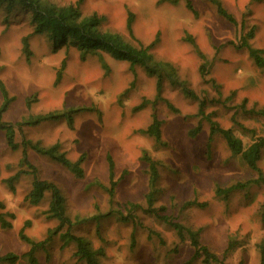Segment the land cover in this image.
Masks as SVG:
<instances>
[{"label": "rangeland", "instance_id": "obj_1", "mask_svg": "<svg viewBox=\"0 0 264 264\" xmlns=\"http://www.w3.org/2000/svg\"><path fill=\"white\" fill-rule=\"evenodd\" d=\"M42 1L59 8L75 7L82 19H96L102 33L119 35L134 47H147L156 41L151 50L154 58L170 64L197 98L185 95L166 79L162 99L157 100V80L144 68L131 69L128 62L101 52L103 64L97 56H82L71 44L55 48L47 36L34 33L30 14L19 6L9 9L0 4V79L14 98L3 115L4 123L16 127L31 115L94 109L78 115L73 128L65 120L23 128L26 140L44 147L58 143L72 162L85 156V176L77 179L51 158L29 149L27 158L39 179L57 186L71 220L112 209H122L129 216L128 203L140 207L129 222L110 217L99 226H75L73 234L86 239L95 250L104 249L103 264H202L201 260H192L194 250L188 241L180 243L169 226L147 214L149 179L147 165L141 160L146 152L158 162L162 192L155 209L164 207L165 215L199 230L201 243L221 259L234 240L235 250L226 256L225 264H261L264 186H251L228 197L216 196L217 188L246 183L257 174L239 156L232 155L220 135L210 137L209 120L200 115V103L205 104V116L221 128L233 130L245 147L264 138V117L259 114L264 108V69L255 65L246 49H237L255 27L249 44L264 50V0L253 4L252 0H220L236 19V26L220 17L206 0ZM128 13L134 16L133 36L127 30ZM24 38L29 40V59L23 52ZM191 40L206 57L205 79L200 72L204 61ZM63 62L66 66L56 85ZM31 98L34 102L28 109L26 100ZM144 101L148 104L137 110ZM154 114L163 123L162 145L141 133ZM241 126L254 133L243 132ZM16 134V142L21 145L22 137ZM108 155L115 165V180H119L113 208L105 191L109 187ZM21 159L22 149L11 151L0 131V202L5 205V211L0 212L15 217L8 219L12 229L0 228V257L21 256L30 249L19 238L26 221L30 226L25 235L36 242L46 239L59 224L46 215L49 193L38 205L28 202L31 174H21L13 183L14 193L10 189L6 181L20 172L31 173L20 165ZM258 165L264 174V150ZM194 201L206 203L207 208L183 209L185 203ZM61 233L36 253L38 264H85ZM15 264L29 263L22 259Z\"/></svg>", "mask_w": 264, "mask_h": 264}, {"label": "trees", "instance_id": "obj_2", "mask_svg": "<svg viewBox=\"0 0 264 264\" xmlns=\"http://www.w3.org/2000/svg\"><path fill=\"white\" fill-rule=\"evenodd\" d=\"M83 0H78L80 4ZM216 7L217 14L224 18L230 24L236 26L237 22L234 16H232L222 5L220 0H206ZM263 0H252L253 3H261ZM175 2V1H172ZM177 2V0H176ZM0 4H5L9 9L19 6L23 11L32 16V23L34 25V33L41 36H47L57 48L62 45L71 44L74 46L82 56H97L100 61L104 63L101 52L109 54L113 59L117 61L128 62L131 69L136 67L144 68L148 74L155 77L157 80L156 93L157 100H161L163 92L164 80H168L173 86L179 87L183 90V93L187 96H191L196 99L193 92L189 91L185 87L184 82H181L174 68L163 61H157L151 53L152 48L156 45V41L147 47L133 45L127 43L121 36L102 33L98 28V22L96 19H82L80 13L75 7L59 8L55 5L46 3L42 0H0ZM188 8L192 10L191 4L188 2ZM133 22L134 16L128 13L127 30L129 34L133 36ZM256 28L253 27L251 31L242 38L241 43L237 46V49H246L250 58L254 61L255 65L264 69V50L253 48L249 44V40H252L255 36ZM191 44L194 46L198 56L204 61L200 67L202 78H206L207 66L206 57L199 51L196 43L191 40ZM23 52L29 59L31 57L30 45L28 38L23 39ZM65 62L62 63V67L56 74L55 84L58 85L62 79L63 70L65 68ZM105 66V65H104ZM214 83V81H211ZM0 94L2 97V103L0 105V131L4 132L5 140L8 148L15 152L20 148L22 149L21 166L27 167L31 170V173L20 172L15 177H12L7 183L14 193L13 183L17 181L21 174H31L33 176L32 190L27 197L28 202L31 205H38L47 193L51 195L49 209L46 212L47 217L50 220H56L59 224L54 230H50L46 239L36 242L25 235V230L29 228L30 222L26 221L19 231V238L22 242L27 244L30 249L23 255L18 256L15 254H7L0 257V263L15 264L19 260H27L29 264H38L36 253L39 250L44 249L49 243H51L53 237L61 233V238L67 244H73L76 248L75 256L78 260L84 261L85 264H103L102 260L105 258V251L102 248L93 249L90 242L82 237H77L73 234V228L75 226L88 225L91 223H99L103 219L110 217H116L122 221H131L132 214L140 207L135 204L128 203L126 210L129 216H125L122 209L114 210L106 214L98 213L87 219L75 218L71 220L65 211L64 198L62 197L60 190L54 184L39 179L37 170L33 168L27 158V150L31 149L37 154L51 158L57 164L67 169L77 179L84 178L83 164L85 162V156L82 155L77 161H70L64 153L60 151V145L57 143L51 147H44L40 142L33 143L30 140H26L23 135V128L25 127H37L42 124L55 123L62 120L67 121L70 128H73L75 118L85 112L94 111L93 108H72L63 109L62 111L50 112L44 115H31L24 118L19 122L16 127L11 124L4 123L2 120L3 115L9 110L10 106L14 102V98L10 96L9 91L5 83L0 79ZM33 99L26 100V106L31 109ZM245 103V102H244ZM148 104V101H144L137 110L144 108ZM168 107L172 109V106L168 104ZM205 104L200 103V115L209 120L210 125V137L220 135L226 142L230 152L234 156H239L242 162L254 173L257 174V178L247 181L246 183H238L227 189L217 188V197H228L233 192L239 190H245L251 186H264V174L260 169L258 163L261 160L262 152L264 150V138L253 140V142L245 147L243 141L236 136L231 129H223L217 123L212 122L209 116L204 115ZM245 107V106H243ZM264 117V108L259 112ZM163 123L159 121L156 114L153 115V120L146 130L141 131L142 134L152 137L157 145H162L161 141V128ZM241 130L245 133H254L245 127L241 126ZM19 133L22 137L21 145L16 142V133ZM141 160L147 165L148 179H149V191L146 195L147 214L154 216L157 220L169 226L175 233L180 243L189 242L193 248V261L201 260L202 264H225L226 256L233 250H235V241L231 240L228 248L225 250L223 258H219L208 247L203 245L200 240V231H195L189 227H186L182 223L176 221L171 216L165 215V208L160 207L155 209V204L161 195V189L159 187V169L158 162L153 160L151 156L144 152ZM108 163V177L109 187L105 189L109 196V203L115 205L116 189L119 184V180H115V165L112 158L107 156ZM197 207L199 209H206V203L187 202L183 205V209ZM0 210L5 211V205L0 202ZM14 220L15 217L12 213L0 212V228L2 230L12 229V223L8 220ZM259 252L261 256V264H264V245H260Z\"/></svg>", "mask_w": 264, "mask_h": 264}]
</instances>
